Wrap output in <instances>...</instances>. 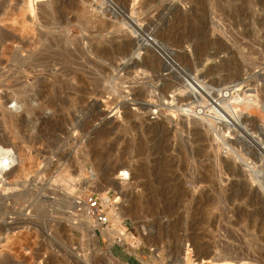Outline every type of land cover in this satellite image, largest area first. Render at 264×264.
Here are the masks:
<instances>
[{
  "label": "rangeland",
  "instance_id": "obj_1",
  "mask_svg": "<svg viewBox=\"0 0 264 264\" xmlns=\"http://www.w3.org/2000/svg\"><path fill=\"white\" fill-rule=\"evenodd\" d=\"M33 2L0 17L75 53L26 70L0 23V261L264 264V0Z\"/></svg>",
  "mask_w": 264,
  "mask_h": 264
},
{
  "label": "bare ground",
  "instance_id": "obj_2",
  "mask_svg": "<svg viewBox=\"0 0 264 264\" xmlns=\"http://www.w3.org/2000/svg\"><path fill=\"white\" fill-rule=\"evenodd\" d=\"M34 0H29V9L33 10V2ZM54 1V0H53ZM52 2V1H51ZM57 2V1H56ZM38 5V3H37ZM51 5V8H52V3L50 4ZM49 6V5H47ZM44 7V6H43ZM55 6L52 8L54 9ZM3 9V8H2ZM26 9V8H25ZM24 8H22L19 12H13V8L12 10H6L5 12H1L3 15L0 17V23L1 25H3L6 29L8 28L10 30V35H7L6 37L4 36V34L2 36H4V40H11V43L12 44H16V47H14L12 50H11V56H12V59L13 61L19 65V66H26L24 67L25 69L28 68V67H31L34 66H46L47 67V62L48 64H53L51 63L54 59H56L57 57H60L61 56H65L67 55L66 53H68V55H73L75 52L73 51V54L71 53V51L66 47L68 46L67 44L65 45L66 42H64L65 40H63V38H54L53 36L54 35H50L49 33H46V32H43L41 31L39 28V22L36 20V19H31V20H28V17L26 15V10ZM44 9V8H43ZM50 9V7L48 8ZM50 9V11L52 10ZM44 11V10H43ZM46 11V10H45ZM49 11V12H50ZM55 11V9H54ZM53 11V12H54ZM48 12V11H47ZM47 12H45L46 14H48ZM44 14L45 16L42 17L41 16V19L44 18V19H47V20H44L43 24L44 26H47L46 28H49V26L51 25V22L48 20L47 16ZM50 15H53L50 13ZM49 15V16H50ZM48 16V17H49ZM40 18V17H39ZM52 18V17H50ZM54 18V16H53ZM30 19V18H29ZM43 20V19H42ZM88 23L89 20H86ZM41 22V23H42ZM56 23V22H55ZM61 23V22H59ZM90 23V22H89ZM88 23V24H89ZM42 25V24H41ZM84 25V24H83ZM2 26V27H3ZM43 26V25H42ZM43 26V27H44ZM87 26V25H86ZM53 27V26H52ZM52 29V28H50ZM4 33V32H3ZM0 34H2V32L0 31ZM9 34V33H8ZM1 38V36H0ZM3 39V38H2ZM77 39V38H76ZM3 40V41H4ZM69 42V41H68ZM64 43V45H63ZM72 43V42H71ZM70 44V43H69ZM81 44V43H80ZM14 46V45H13ZM101 47V46H100ZM120 48V47H119ZM74 50V49H73ZM77 50V49H76ZM22 52H26V56L23 57V54ZM109 50L108 49H103V51H101L100 53H102L101 56H104L103 54L105 53H108ZM64 54V55H63ZM67 55V56H68ZM100 55V54H99ZM107 55V54H106ZM105 55V56H106ZM100 56V57H101ZM74 57V56H73ZM59 58V59H60ZM66 58V57H65ZM69 58V57H67ZM71 58V57H70ZM69 58V59H70ZM11 59V58H10ZM58 59V58H57ZM56 59V60H57ZM66 60V59H65ZM68 60V59H67ZM71 60V59H70ZM69 60V61H70ZM73 60V59H72ZM64 62V60H62ZM72 62V61H71ZM55 63V62H54ZM43 64V65H42ZM57 64V63H56ZM61 64V63H60ZM66 64V63H65ZM73 64V63H72ZM87 64V62H86ZM18 66V67H19ZM44 66V68H45ZM48 66H51V65H48ZM55 66V65H54ZM79 67V66H78ZM37 68V67H36ZM35 68V69H36ZM39 68V69H40ZM61 68V66H60ZM34 69V68H33ZM77 69V68H76ZM27 70V69H26ZM79 72V71H78ZM14 78V77H13ZM57 78V77H56ZM68 80V79H67ZM22 82V80H21ZM19 86V85H18ZM40 94V93H39ZM35 97V95H34ZM12 120V119H11ZM15 123V122H13ZM12 123V124H13ZM17 125V124H16ZM39 125V124H38ZM25 133V132H24ZM27 133V132H26ZM21 138V137H20ZM24 154V153H23ZM27 157V156H26ZM4 160H7L6 162ZM14 160V153L11 149L9 148H1L0 147V184L5 182V179H7L5 176L7 175H10L12 173V175L15 174V176H19L20 174H22L21 172L24 171V167L23 165L22 166H19L18 169H15L13 170V163ZM25 161V160H24ZM23 162V161H22ZM24 164V162H23ZM13 170V172L11 171ZM125 175L126 178H128L129 176V173L128 171H125V170H119V176H123ZM9 177V176H7ZM13 185V184H11ZM106 197V196H105ZM104 200V203H105V199ZM38 206V205H37ZM106 207V206H105ZM109 208V207H108ZM40 208L39 207H36L35 210H37ZM38 211V210H37ZM108 211V210H107ZM109 214V216L111 217V219H115V220H118V213L117 214H114L112 215L111 213H107ZM1 227V225H0ZM119 228H117V234H118V237L120 239L123 238L124 236V230L119 226ZM4 228V227H3ZM2 228V229H3ZM1 229V230H2ZM6 229V228H5ZM108 229V228H107ZM107 229H104L106 230L105 231V234L108 235V233H111L112 231H109ZM0 230V231H1ZM39 253H36V256H38ZM13 261V260H12ZM11 261V259H7L4 260V262L2 263L0 261V263L2 264H12L13 262Z\"/></svg>",
  "mask_w": 264,
  "mask_h": 264
},
{
  "label": "built area",
  "instance_id": "obj_3",
  "mask_svg": "<svg viewBox=\"0 0 264 264\" xmlns=\"http://www.w3.org/2000/svg\"><path fill=\"white\" fill-rule=\"evenodd\" d=\"M122 178H126L125 175L120 176ZM88 203H89V210L90 211H95V217L97 219V222L99 225L102 227H108L110 218L107 214V210L105 209L104 205L100 202V200L94 196L91 195L88 198Z\"/></svg>",
  "mask_w": 264,
  "mask_h": 264
}]
</instances>
